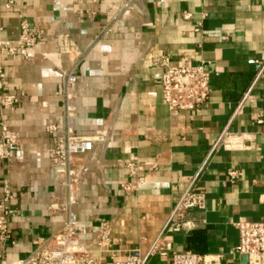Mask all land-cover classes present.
I'll list each match as a JSON object with an SVG mask.
<instances>
[{
    "label": "crops",
    "instance_id": "1",
    "mask_svg": "<svg viewBox=\"0 0 264 264\" xmlns=\"http://www.w3.org/2000/svg\"><path fill=\"white\" fill-rule=\"evenodd\" d=\"M10 1L0 0V41H17L23 20L42 33L27 58L0 52L5 91L18 98L13 110L0 106V123L18 137L11 160L0 161V198L8 180L15 210L0 257L23 260L60 229L63 217L50 209L57 203L50 151L70 130L100 140L85 155L92 170L73 209L88 248L99 224L109 223L101 264L136 249L147 255L162 239L201 255L200 264H254L233 252L240 241L233 222L264 220V0ZM161 55L176 66L206 63L211 92L201 108L164 103V68L151 61ZM71 71L78 81L69 113ZM221 138L226 145L216 147ZM231 169L242 172L234 181ZM194 185L205 191L204 207L174 232L172 212Z\"/></svg>",
    "mask_w": 264,
    "mask_h": 264
},
{
    "label": "built area",
    "instance_id": "2",
    "mask_svg": "<svg viewBox=\"0 0 264 264\" xmlns=\"http://www.w3.org/2000/svg\"><path fill=\"white\" fill-rule=\"evenodd\" d=\"M165 0H157L158 4ZM11 0L7 7H11ZM133 6V3L130 4ZM187 14L186 17H189ZM198 30V29H197ZM41 30L31 26L26 20L21 22V35L17 41H0V52L10 56L27 58L30 49L36 47ZM61 41V38H58ZM66 40H64L65 42ZM73 47V45H71ZM152 63L164 68L161 78L162 96L164 103L173 111H193L201 108L208 100L210 88V73L206 63L189 64L185 66L173 65L165 55L153 57ZM7 75L0 66V106L6 110H13L18 102L14 94L5 91ZM78 77L74 72H66L67 111H73L70 104V89L75 86ZM55 126H49L54 131ZM100 141L96 136L78 135L68 130L52 147L50 159L57 166V184L54 192L56 206L50 209L63 217L58 231L48 238L39 240L36 248L23 260L8 262L0 257V264H101V254L108 251L110 243V226L104 221L94 230L92 247L88 248L80 242V234L85 231L79 223L78 216L73 209L76 203V194L80 190L85 178L90 174L92 165L85 162V155L92 152L95 143ZM18 145V137L7 122L0 123V161H9L12 152ZM225 146L226 140L220 139L216 147ZM131 165V164H130ZM242 174L239 169L228 172L229 180L234 181ZM127 189L130 186L126 187ZM14 198L8 180L3 182V196L0 198V239L11 238L9 217L15 213L11 207ZM205 191L196 185L185 192L171 215L170 227L174 232L187 227V213L193 208H203ZM233 224L238 228L240 241L233 249L234 253L247 255L254 264H264V220L248 221L240 218ZM98 247V254L93 250ZM160 255L170 257V264H200L202 256L192 252H178L174 249L171 240L158 241L151 252L143 255L136 249L125 259L113 260L111 264H148L150 256Z\"/></svg>",
    "mask_w": 264,
    "mask_h": 264
}]
</instances>
